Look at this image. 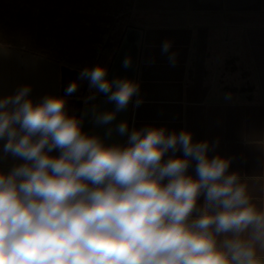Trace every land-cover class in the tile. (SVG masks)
<instances>
[{"label":"clouds","instance_id":"clouds-1","mask_svg":"<svg viewBox=\"0 0 264 264\" xmlns=\"http://www.w3.org/2000/svg\"><path fill=\"white\" fill-rule=\"evenodd\" d=\"M172 47L165 39L161 52L175 66ZM80 81L86 105L98 94L114 105L90 107L104 137L83 130L89 108L67 111ZM30 92L0 96V162L22 161L0 168V264H264V185L257 191L232 168L219 137L127 119L113 126L145 101L140 83L110 77L107 65L81 69L64 96L34 102ZM114 132L126 142L107 143Z\"/></svg>","mask_w":264,"mask_h":264},{"label":"crops","instance_id":"crops-1","mask_svg":"<svg viewBox=\"0 0 264 264\" xmlns=\"http://www.w3.org/2000/svg\"><path fill=\"white\" fill-rule=\"evenodd\" d=\"M130 21L143 32L137 82L145 101L132 109L130 125L187 128L197 140L219 137L218 151L234 155L232 168L247 173L246 182L258 191L264 185L258 166L264 158V0H134ZM165 39L177 53L175 66L161 52ZM23 85H31L34 102L65 94L58 63L0 47V96ZM114 137L115 132L106 142ZM21 162L9 156L0 168Z\"/></svg>","mask_w":264,"mask_h":264},{"label":"trees","instance_id":"trees-1","mask_svg":"<svg viewBox=\"0 0 264 264\" xmlns=\"http://www.w3.org/2000/svg\"><path fill=\"white\" fill-rule=\"evenodd\" d=\"M134 0H0V47L81 70L113 60Z\"/></svg>","mask_w":264,"mask_h":264},{"label":"water","instance_id":"water-1","mask_svg":"<svg viewBox=\"0 0 264 264\" xmlns=\"http://www.w3.org/2000/svg\"><path fill=\"white\" fill-rule=\"evenodd\" d=\"M142 29L136 26H130L125 30L122 41L117 49V52L109 64V76H126L129 79H132L137 82V71L139 67V60L142 49ZM125 56H129L132 60V65L130 68L125 69L122 66V60ZM61 70V90H63L66 79L69 77L74 80L76 75L79 74L80 70L71 68L66 65H62L60 67ZM90 95L88 89V82L85 81L84 89L80 90L77 95L67 97V106L72 103L73 105V114L76 116H80L86 108H89V115L85 118L83 123V130L88 132L89 134H97L101 137H104L101 128L103 126L95 124L91 119L90 107L92 104H97L100 110H111L114 105L105 103V97L103 94H98L95 101H89L88 104H85V98ZM132 106L129 105L127 111L120 112L117 117V123L121 120L127 119L130 124V116H131ZM115 142L114 143H124L126 141V136H119L115 134Z\"/></svg>","mask_w":264,"mask_h":264},{"label":"flooded vegetation","instance_id":"flooded-vegetation-1","mask_svg":"<svg viewBox=\"0 0 264 264\" xmlns=\"http://www.w3.org/2000/svg\"><path fill=\"white\" fill-rule=\"evenodd\" d=\"M76 80H78V75H76V77L74 78V80L70 79L69 77L66 79L65 84H64V87H63L64 93H65L66 86L68 84H70L71 82L76 81ZM84 84H85V81H80L79 82V89H78V91L76 93H74L73 95H71V96L77 95L80 90H83L84 89ZM72 105H74V104L70 103L67 106V111H68L69 115L71 114L70 113V107H72Z\"/></svg>","mask_w":264,"mask_h":264},{"label":"rangeland","instance_id":"rangeland-1","mask_svg":"<svg viewBox=\"0 0 264 264\" xmlns=\"http://www.w3.org/2000/svg\"><path fill=\"white\" fill-rule=\"evenodd\" d=\"M47 60H48V59H47ZM48 61H49V62H54V61H50V60H48ZM55 63H56V62H55ZM56 64H57V63H56ZM42 71L45 72L46 77H47V74L50 72V68H49V66H47V67L45 68V70H42ZM49 86H50V83H49L48 79H46V82H45V88L48 89Z\"/></svg>","mask_w":264,"mask_h":264}]
</instances>
